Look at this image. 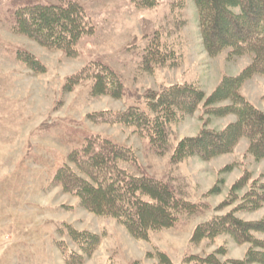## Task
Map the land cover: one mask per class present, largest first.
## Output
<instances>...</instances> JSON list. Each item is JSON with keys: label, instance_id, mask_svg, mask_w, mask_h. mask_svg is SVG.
Returning a JSON list of instances; mask_svg holds the SVG:
<instances>
[{"label": "rangeland", "instance_id": "obj_1", "mask_svg": "<svg viewBox=\"0 0 264 264\" xmlns=\"http://www.w3.org/2000/svg\"><path fill=\"white\" fill-rule=\"evenodd\" d=\"M153 1L145 6L148 2L142 0H0V264H67L62 248L77 253L79 249L63 233L65 225L102 236L80 264H163L160 253L173 264H185L189 256L206 258L222 247V262L246 257L251 245L238 244L230 235L192 239L199 225L234 211L253 180L264 182V159L250 152L246 138L210 159L193 155L174 161L172 155L181 139L197 138L203 130L219 133L236 121L234 114L207 113L205 105L223 77L237 76L252 58L229 59V50L210 56L196 0ZM73 2L83 8L93 31L76 44L73 54L43 47L13 29L21 8ZM156 43L170 59L163 66H146L145 55ZM19 53L32 55L42 72L20 61ZM103 68L123 86L121 98L95 86L94 76ZM177 85L198 88L205 98L194 113L179 115L167 126L169 146L164 153L135 127L103 122L132 106L147 110L151 93ZM241 93L264 111V76L248 80ZM227 105L229 100L213 103L212 108ZM91 137L132 150L135 162H122V168L162 181L179 198L205 208L182 215L172 228L151 232L148 240L134 238L115 219L90 213L53 179L68 164L69 155ZM246 173L251 180L237 191L238 199L233 198L232 188ZM230 197L235 202L224 204ZM235 216L264 221V204L236 211ZM254 236L264 241V233Z\"/></svg>", "mask_w": 264, "mask_h": 264}, {"label": "trees", "instance_id": "obj_2", "mask_svg": "<svg viewBox=\"0 0 264 264\" xmlns=\"http://www.w3.org/2000/svg\"><path fill=\"white\" fill-rule=\"evenodd\" d=\"M142 2H148L145 6L154 4L153 0ZM196 6L204 47L210 56L229 50V59L249 55L252 60L237 76H224L205 105L207 113L234 114L236 121L219 133L203 130L197 138L181 139L172 158L182 161L198 155L210 159L230 152L240 139L246 138L250 141V152L257 159H264V111L241 93L248 80L257 75L264 76V0H196ZM15 18L13 29L17 33L34 39L43 47L67 54H73L76 44L93 32L83 8L76 2L65 6H27L19 9ZM18 59L35 72H42L41 64L32 55L19 53ZM169 59L170 54L156 43L148 49L144 61L146 66L155 67L165 65ZM94 78L95 86L102 89V93L122 97L123 86L108 68H103ZM204 98L205 93L193 86H171L161 93H151L147 110L132 106L103 122L135 127L141 137L149 139L153 148L164 153L169 146L167 126L179 115L194 113ZM225 100H229L230 105L212 108L213 103ZM135 160L132 150L108 139L91 137L81 150H74L69 155L68 164L58 169L53 183L61 186L65 193L79 198L90 213L115 219L134 238L141 240H148L151 232L174 227L182 215H193L205 208L204 204L179 198L162 181L130 173L120 166L122 162L133 163ZM249 176V173L244 174L234 185L233 198L238 199L237 191L248 185ZM233 198L224 204L235 202ZM263 204L264 182L253 180L234 211L216 216L195 230L193 242L227 234L238 244L249 243L251 247L244 260L222 262L219 257L225 254L222 247L206 258L189 256L185 264H264V241L254 236L264 233V221L246 222L235 216L236 211L256 210ZM63 233L79 249L77 253L62 248L67 264H80L90 257L102 239L101 235L79 231L71 225H65ZM159 256H162L163 264H173L165 254Z\"/></svg>", "mask_w": 264, "mask_h": 264}]
</instances>
